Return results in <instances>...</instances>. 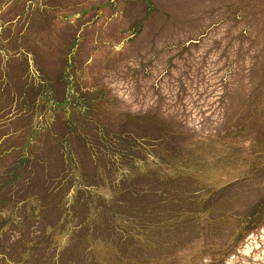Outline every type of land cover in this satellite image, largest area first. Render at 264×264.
<instances>
[{
	"label": "rangeland",
	"instance_id": "obj_1",
	"mask_svg": "<svg viewBox=\"0 0 264 264\" xmlns=\"http://www.w3.org/2000/svg\"><path fill=\"white\" fill-rule=\"evenodd\" d=\"M0 264H264V0H0Z\"/></svg>",
	"mask_w": 264,
	"mask_h": 264
}]
</instances>
